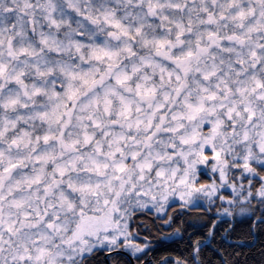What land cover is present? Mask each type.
<instances>
[{"label":"snow or ice","instance_id":"snow-or-ice-1","mask_svg":"<svg viewBox=\"0 0 264 264\" xmlns=\"http://www.w3.org/2000/svg\"><path fill=\"white\" fill-rule=\"evenodd\" d=\"M0 264H264V0H0Z\"/></svg>","mask_w":264,"mask_h":264}]
</instances>
